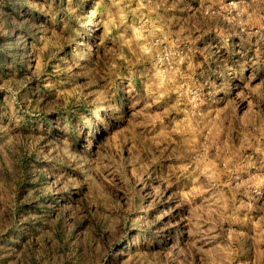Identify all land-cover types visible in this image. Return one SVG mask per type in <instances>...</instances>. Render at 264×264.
I'll return each mask as SVG.
<instances>
[{
    "label": "rangeland",
    "instance_id": "obj_1",
    "mask_svg": "<svg viewBox=\"0 0 264 264\" xmlns=\"http://www.w3.org/2000/svg\"><path fill=\"white\" fill-rule=\"evenodd\" d=\"M0 264H264V0H0Z\"/></svg>",
    "mask_w": 264,
    "mask_h": 264
}]
</instances>
